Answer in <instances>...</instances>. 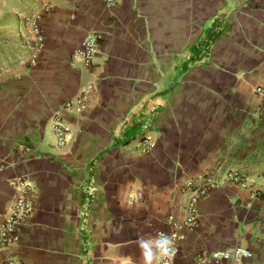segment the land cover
Instances as JSON below:
<instances>
[{"label":"crops","instance_id":"1","mask_svg":"<svg viewBox=\"0 0 264 264\" xmlns=\"http://www.w3.org/2000/svg\"><path fill=\"white\" fill-rule=\"evenodd\" d=\"M33 21L42 51L29 64ZM91 34L90 67L72 66ZM258 86L264 0H0V220L16 179L31 208L0 260L144 264L142 240L175 231L172 264H264V200L223 180L233 170L264 187ZM82 92L83 110L64 107ZM203 175L216 186L197 226L174 230L185 217L179 184ZM234 248L250 256L213 257Z\"/></svg>","mask_w":264,"mask_h":264},{"label":"built area","instance_id":"2","mask_svg":"<svg viewBox=\"0 0 264 264\" xmlns=\"http://www.w3.org/2000/svg\"><path fill=\"white\" fill-rule=\"evenodd\" d=\"M108 5L114 4L115 0H102ZM32 35L33 41L31 43V55H29L27 62L33 64L36 59V55L42 51V39L40 37L38 27L35 21L32 22ZM98 34H91L84 37L78 46L73 49L69 62L72 66L87 69L91 65L93 56L98 52ZM254 92L258 93L262 98L259 112L264 111V87L258 86L254 88ZM86 94L82 92L79 97L67 101L65 108L72 106L78 110L85 108ZM59 114H55L52 117L50 124V130L54 137L57 146L61 147L65 143L66 127L59 123ZM146 147L150 146L148 139L142 141ZM264 179V175H262ZM223 180L232 183L240 188L249 189L248 199H257L259 195L264 200V187H254L251 182L247 181L236 171L227 170L223 174ZM11 185L17 189V197L13 201L9 212L0 220V249H8L14 245L18 239V235L22 225L29 219L31 214V208L29 201L27 200V192L29 190L28 185L20 180L16 179L11 182ZM216 186V181L210 175H203L199 178H185L179 184V190L186 195L185 217L180 224L172 223V228L178 230L180 228L194 229L198 223L199 215V202L207 195V193ZM260 192V193H258ZM171 240L175 247V254L177 252L178 236L176 232L155 231L149 239L150 246L154 249L159 247L160 249H167V241ZM175 254L170 261H165V264H172ZM250 253L243 248H234L229 253H216L213 257H219L223 259H237L240 257H249ZM0 264H19L18 261L12 255H7L0 260ZM193 264H207L206 260L198 255Z\"/></svg>","mask_w":264,"mask_h":264},{"label":"clouds","instance_id":"3","mask_svg":"<svg viewBox=\"0 0 264 264\" xmlns=\"http://www.w3.org/2000/svg\"><path fill=\"white\" fill-rule=\"evenodd\" d=\"M168 248L160 249L159 247L154 248L152 252L147 251L149 243L146 240H142L140 246L145 249L144 252V264H165V261H170L172 256L175 254V247L171 240L167 241Z\"/></svg>","mask_w":264,"mask_h":264}]
</instances>
